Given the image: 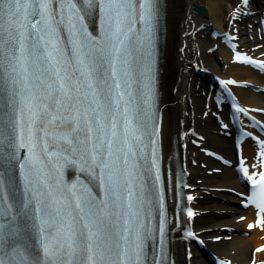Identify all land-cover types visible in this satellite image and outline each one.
Masks as SVG:
<instances>
[{"label":"snow or ice","instance_id":"6c2138e0","mask_svg":"<svg viewBox=\"0 0 264 264\" xmlns=\"http://www.w3.org/2000/svg\"><path fill=\"white\" fill-rule=\"evenodd\" d=\"M162 11V0H0V176L18 168L29 193L17 215L11 204L0 210V264H158L145 249L149 216L164 214L155 75ZM66 169L87 183L69 185ZM242 173L264 213V171L258 189L256 175ZM17 216L31 220L24 231L39 248L15 239Z\"/></svg>","mask_w":264,"mask_h":264},{"label":"bare ground","instance_id":"6f19581e","mask_svg":"<svg viewBox=\"0 0 264 264\" xmlns=\"http://www.w3.org/2000/svg\"><path fill=\"white\" fill-rule=\"evenodd\" d=\"M240 2L241 0H173L169 2L170 9L176 11L174 13L169 12L168 17L163 98L164 103L175 104L166 111L164 128L166 149L171 129L175 126L177 130H180V121H183L186 127L195 125L198 132L206 139L204 141L205 146L215 148L228 155L235 153L229 141L226 140L227 138L220 134L217 123L212 117L213 110L206 111L204 107L205 98L202 96L200 88L201 78L193 75L191 66L193 64L200 66L203 63L217 73L221 72L227 77H237L240 80L259 78L250 69L232 63L231 53L225 48L219 47L216 53L210 52L215 40L210 37L203 38L204 26L211 25L214 28L226 30L233 13L231 10ZM196 6L204 7L205 14L203 17L194 13ZM252 13L250 19L256 21L259 17L258 9L253 10ZM236 23L240 29V46L245 51H253L256 44L261 43L256 29H254L255 31L248 29L243 22ZM199 26H203L200 33L195 36L182 37L184 33L193 28L197 31ZM249 35L254 36L256 43L248 38ZM183 40L188 43L184 56L178 51ZM197 51L201 52L200 56L196 55ZM260 52L256 53L259 54ZM215 54L220 56L222 64L219 63ZM191 77H193L192 81H190ZM174 88L177 90L176 93L173 92ZM238 93L243 104L254 108H264V94H256L242 89H238ZM183 94L190 95L195 106L194 109H191L186 100L183 99ZM193 111L195 116L187 117V114H191ZM203 113H207V117L205 119L203 116L199 118L198 115ZM249 148L251 149V146ZM250 157L253 160V156ZM191 159L190 162L194 160L197 162L199 160L204 161L197 150L191 152ZM247 159L249 160V157ZM208 170H211V167L206 170L190 164L191 183L195 187L194 192L197 195L196 211L198 213L193 225L201 233L204 240L208 242L207 246L212 252L232 262L247 264L253 248L264 244V227L263 231L251 232L247 237L242 235L245 231V223H237L239 216L237 215L236 200L229 193L214 189L239 186L236 173L233 169L225 168L224 170L221 169L220 175L217 176L210 175ZM213 194L218 195V197L215 198ZM224 236H230V240L226 242L224 239H220ZM215 239L218 241H214ZM258 256L264 258V253L262 252ZM192 264L214 263L205 252L196 251L192 257Z\"/></svg>","mask_w":264,"mask_h":264},{"label":"rangeland","instance_id":"374dc122","mask_svg":"<svg viewBox=\"0 0 264 264\" xmlns=\"http://www.w3.org/2000/svg\"><path fill=\"white\" fill-rule=\"evenodd\" d=\"M213 195H214V197H215V198H217V197H218V195H216V194H213Z\"/></svg>","mask_w":264,"mask_h":264}]
</instances>
